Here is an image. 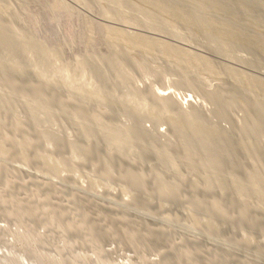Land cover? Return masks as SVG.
<instances>
[{
  "label": "rangeland",
  "instance_id": "374dc122",
  "mask_svg": "<svg viewBox=\"0 0 264 264\" xmlns=\"http://www.w3.org/2000/svg\"><path fill=\"white\" fill-rule=\"evenodd\" d=\"M33 1L0 0V261L264 264V0Z\"/></svg>",
  "mask_w": 264,
  "mask_h": 264
},
{
  "label": "bare ground",
  "instance_id": "6f19581e",
  "mask_svg": "<svg viewBox=\"0 0 264 264\" xmlns=\"http://www.w3.org/2000/svg\"><path fill=\"white\" fill-rule=\"evenodd\" d=\"M24 1H26V3H27V0H24ZM29 1H31V0H29ZM35 1H36V3H37V0H34L33 3H34ZM38 1H41V0H38ZM41 2H42V1H41ZM33 3H32V4H33ZM36 3H35V4H36ZM39 3H40V2H39ZM39 3L37 4V7H38ZM42 3H43V2H42ZM42 3H40V4H42ZM29 4H30V3H29ZM39 7H40V5H39ZM39 7H38V9H39ZM40 9H41V8H40ZM40 9H39V10H40ZM40 11H41V10H40ZM47 11H48L47 6H43L41 12L47 14ZM28 17H29V15H28ZM29 18H32V16L29 17ZM68 24H69V23H68ZM12 41H13V40H12ZM0 42H1V40H0ZM19 46H20V44H19ZM183 100H184V99H183ZM185 101H186V99H185ZM188 102H189V101H188ZM183 103H184V102H183ZM186 104H187V103H186ZM78 191H79V190H78ZM81 191H82V190H81ZM77 195H78V194H77ZM80 197H81V196H80ZM76 198H78V197L76 196ZM82 199H83V198H82ZM75 200H76V199H75ZM79 200H81V198H80ZM83 200H84V199H83ZM77 201H78V200H77ZM81 201H82V200H81ZM78 203H79V201H78ZM82 203H83V202H82ZM92 204H94V203H92ZM97 205H98V204H97ZM89 206H90V205H89ZM94 206H95V205H94ZM105 207H106V206H105ZM91 208H92V207H91ZM99 208H100V207H99ZM109 209H110V208H109ZM109 209H108V210H109ZM99 211H102V210H99ZM99 211H97V212H99ZM110 211H111V209H110ZM110 211H109V212H110ZM97 212H96V216H97ZM102 213H103V211H102ZM102 213H101V214H102ZM111 213H112V211H111L109 214H111ZM98 214H99V213H98ZM107 214H108V211H107ZM118 214H120V213H118ZM115 215H117L116 212H115ZM112 216H113V214H112ZM121 216H122V215H121ZM97 217H98V218H97L96 221L99 223L98 226H101L100 224H102V222H103V221H102V218H100V217H101L100 215L97 216ZM117 217H118V216H117ZM123 217H124V216H123ZM106 218H107V217H106ZM110 218H111V217H110ZM118 218H119V217H118ZM125 218H126V217H125ZM108 219H109V218H108ZM115 219H116V218H115ZM115 219H112V220L114 221ZM120 219H121V217H120L118 220H120ZM105 220H106V219H105ZM112 220H111V223H112ZM118 220H117V221H118ZM101 221H102V222H101ZM115 221H116V220H115ZM115 221H114V223L117 222V221H116V222H115ZM121 221H122V219H121L120 221H118V224H119V223L122 224ZM129 221H130V220H129ZM127 222H128V221H127ZM106 223H107V221H106ZM106 223H105V224H106ZM108 223H109V222H108ZM108 223H107V224H108ZM128 223H129V222H128ZM123 224H124V223H123ZM126 224H127V223H125V226H126ZM103 225H104V224H103ZM103 225H102V226H103ZM113 225H114V224H113ZM102 226H101V229H104V230H105L104 232L107 233V232H108V229H107L106 227L102 228ZM109 226H111V224H109ZM118 226H119V225H118ZM120 226H122V225H120ZM120 226H119V227H120ZM123 226H124V225H123ZM134 226H135V225H134ZM98 228H99V227H98ZM105 228H106L107 230H106ZM127 228H128V227H127ZM127 228H125L124 230H126ZM101 229H100V230H101ZM117 229H118V228H117ZM120 229H121V230H120ZM120 229H119V230L122 231L123 228H120ZM124 230H123V231H124ZM102 231H103V230H102ZM109 232H110V231H109ZM109 232H108V233H109ZM111 232H112V231H111ZM118 232H119V231H118ZM144 232H145V231H144ZM13 233H14V231H13ZM120 233H121V232H120ZM124 234H125V235H124ZM124 234H123V235H124L125 240H126V238H128V234H127V232L124 233ZM115 235H116V234H115ZM142 235H143V233H142ZM26 236H27L26 234H24L23 232H22V233L20 232V234L18 233L17 236H16L15 238L20 239L21 241H20V240H19V241L22 243V242H23V239H28V238H29V237H26ZM143 237H144V236H143ZM30 238L32 239V237H30ZM31 239H30V240H31ZM36 239H37V238H36ZM114 239H115V238H114ZM30 240L27 241V242L25 243V247L27 248V250L30 251V254H31V252H32L31 256H33V257H35V258L37 257L38 259H40V258L43 259V260L40 262V264H63L64 261L61 260L62 256H60L61 258H59V255H62V254H61L62 251L59 252V255H57L58 252H57V253L54 252V253H56V256H53V255L48 254L50 250H49V251L47 250L48 253H47V251H46V252H45L46 254H43V255H37V253H39V252H38V251H35V248H36V247H35V246H36L35 244H36V243H35V242L33 243L34 240H31L32 242H31ZM52 240H53V239H52ZM49 243H50V242H49ZM121 243H122V242H121ZM111 244H112V243H111ZM47 245H48V243H47ZM68 245H69V244H68ZM194 245H195V244H193V246H194ZM64 247H65V245H64V243H63V245L60 246L59 249H60V248L63 249ZM181 247H182V246H181ZM185 247H186V246H185ZM194 247H195V246H194ZM65 248H66V247H65ZM67 248H68V247H67ZM174 248L177 249V246L174 247ZM192 248H193V247H192ZM179 249H181V248H179ZM179 249H177V250H178L177 253H179ZM184 249L187 251V250L190 249V248H188V247L183 248V247H182V250H184ZM67 250H68V249H67ZM70 250H71V249H70ZM70 250H68V251H70ZM83 250H84V249H83ZM177 250H176V251H177ZM182 250H181V251H182ZM190 250H191V249H190ZM44 251H45V250H44ZM188 251H189V250H188ZM188 251H187V252H188ZM192 251H193V249H192ZM40 252H42V251H40ZM83 252H84V251H83ZM182 252L185 253L184 251H182ZM183 253H181V254H183ZM188 253H190V252H188ZM66 254H67V253H66ZM69 254H70V253H69ZM71 254H72V253H71ZM71 254H70V255H71ZM74 254H75V253H74ZM80 254H81V253H80ZM192 254H193V253H192ZM76 255H77V254H76ZM178 255H179V254H178ZM183 256H187V255L184 254ZM191 256H192V255H191ZM70 257H71V256H70ZM181 257H182V256H181ZM186 258H189V257H186ZM206 258H207V257H206ZM71 259H72V258H71ZM76 259H77V258H76ZM65 260L67 261V259H65ZM78 260H80V258H78ZM85 260H86V259H85ZM89 260H90V259H89ZM185 260H186V259H185ZM90 261H92V260H90ZM90 261H89V262H90ZM73 262L75 263L74 260H73ZM78 262H79V261H78ZM78 262H76V263L78 264ZM80 262L82 263L83 261L80 260ZM92 262H93V264H107V263L103 262V260H100V259H97V260H94V259H93ZM218 262H219V261H218ZM65 263H66V262H65ZM67 263H68V261H67ZM84 263H85V262H84ZM86 263H88V262L86 261ZM209 263H210V261H209ZM0 264H10V263H6V262H2V261H0ZM36 264H37V263H36ZM70 264H71V262H70ZM79 264H80V263H79ZM82 264H83V263H82ZM179 264H180V263H179ZM214 264H215V263H214Z\"/></svg>",
  "mask_w": 264,
  "mask_h": 264
}]
</instances>
